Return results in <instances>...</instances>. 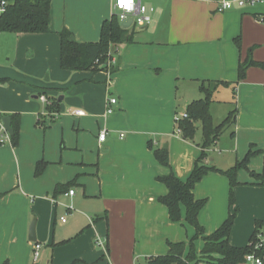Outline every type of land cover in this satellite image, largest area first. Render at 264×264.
<instances>
[{
    "label": "crops",
    "instance_id": "crops-1",
    "mask_svg": "<svg viewBox=\"0 0 264 264\" xmlns=\"http://www.w3.org/2000/svg\"><path fill=\"white\" fill-rule=\"evenodd\" d=\"M57 1L51 0L49 33L0 31V115H16L20 133L29 125L33 134L27 147L23 136L16 145H0V264H140L142 258L147 264L150 257L167 254L169 242H183L182 228L191 227L185 221V207L182 221L172 223L159 202L168 190L158 177L174 170L186 181L200 156L190 146L193 141L175 135L174 117L181 106L186 113L189 104L203 98L202 82H237L240 62L232 41L245 37L251 27L264 28V6L220 12L214 1L151 0L146 5L151 23L139 27L133 19L134 28L123 27L132 34V42L112 46L114 63L95 72L61 69L60 33L68 29L78 43L98 42L103 23L114 15V0ZM74 15H81V30L74 28L70 19ZM39 56L43 62L36 64L33 59ZM47 71L75 85L84 98L79 110L85 116L73 115L81 135L75 144L63 147L61 158L49 156L46 132L44 144L41 141V121H46L48 111L40 96ZM243 86L247 93L237 99L235 138L230 135L228 144L229 153L236 156L230 168L254 145L262 153L249 166L264 176V70L249 69ZM216 102L221 100L215 99L212 106ZM102 131L108 133L104 142L99 141ZM85 134L95 138V153H88L83 144ZM150 139L169 141L173 170L158 163L155 151L160 149H150ZM177 157L182 160L177 162ZM216 159L208 161L213 165ZM40 162L46 165L37 176ZM238 181L242 184L234 189L236 205L231 209L230 181L219 173L205 176L193 193L196 200L207 201L199 214L206 236L238 209L230 243L244 247L257 222H264V187L244 186L256 183L246 174H239ZM76 185L82 189L79 194L72 188ZM71 190L75 194L67 195ZM65 203L77 210L63 223ZM34 218L37 242L29 240ZM100 240L105 248L97 247ZM199 240L198 253L204 246ZM36 244L41 245L37 261Z\"/></svg>",
    "mask_w": 264,
    "mask_h": 264
},
{
    "label": "trees",
    "instance_id": "trees-1",
    "mask_svg": "<svg viewBox=\"0 0 264 264\" xmlns=\"http://www.w3.org/2000/svg\"><path fill=\"white\" fill-rule=\"evenodd\" d=\"M51 0H10V7L7 14L0 23V31L14 34H47L50 32ZM60 67L66 71H99L105 70L108 62V54L112 46L130 44L132 34L124 29L116 15L106 20L101 28V37L98 42L78 43L71 40L73 33L64 29L60 33ZM239 44L240 39H236ZM98 62V63H97ZM250 67H264L263 63L257 62L250 53L247 59L240 62L238 70V81L233 83L234 93L233 101L235 108L230 111L226 119L215 126L211 114V106L214 103V95L221 86H228L229 83L223 81H204L200 85V91L203 98L193 101L188 105L186 113L187 118H181L176 124L181 130L182 138L193 140L197 125L203 130V139L200 144L201 154L196 160L195 167L186 181L180 180L173 172L166 176L158 177V182L162 183L168 190L167 195L160 197L159 202L163 204L169 213L172 223L182 221L181 208L185 207V221L195 230L194 237L189 243L169 242L168 252L165 255L150 257L147 264H243L247 256L255 254L261 258L264 264V251L255 250L257 233L264 222H257L256 230L250 238L248 245L236 247L230 243L231 233L235 220L238 215V209L230 212L228 218L221 227L210 235H205V229L199 222V214L205 207L206 200H196L194 189L202 179L209 173H219L226 176L230 181L229 205L230 209L235 207L236 198L234 189L240 186L237 174L240 170H249L250 161L261 154L262 151L255 150L251 145L249 152L242 161L228 170H221L211 165L208 161L210 149L217 143L219 137L227 127H234L237 120V94L236 86L246 79L247 70ZM47 105V111L57 114L58 103L55 101ZM12 127L14 134L12 142L18 144L20 138V123L16 115L12 116ZM235 138V132L231 133ZM155 157L158 163L168 169H171L169 152L165 149L155 151ZM46 163L40 162L36 168V175L39 176L45 169ZM251 177L257 185L264 187V176L250 171ZM61 187L57 188L59 191ZM200 238L204 241L203 249L200 253L196 251L195 242ZM3 264H9L8 261Z\"/></svg>",
    "mask_w": 264,
    "mask_h": 264
},
{
    "label": "rangeland",
    "instance_id": "rangeland-1",
    "mask_svg": "<svg viewBox=\"0 0 264 264\" xmlns=\"http://www.w3.org/2000/svg\"><path fill=\"white\" fill-rule=\"evenodd\" d=\"M151 0H144L145 5H148L149 2ZM104 2V1H102ZM56 4L60 3V1L58 0L57 2H55ZM55 4V6H56ZM147 7V6H146ZM70 19H72V21L75 23L74 24V28L75 30H81L82 29V24H81V15L79 16H72ZM262 20V18H261ZM262 24H264V20L261 21ZM122 27L124 28H130L133 27V18H128L122 22H120ZM134 28V27H133ZM7 36H9V34H6ZM11 35V34H10ZM74 37L75 34H73ZM240 39L239 44L237 43L236 39ZM236 39H233L232 44L233 47L236 51L237 54V60L238 62H243L247 59V57L249 56V54H252V58L255 61H260L264 64V28L262 29H255L254 27H251L248 29L247 31V35L245 37L241 36L238 37ZM30 57H32V52L30 53ZM34 62H36V64H41L43 62V57L39 56V57H35L33 59ZM253 67H250L249 69H251ZM260 69L264 70V67H259ZM247 70V75H248V71ZM239 70V69H238ZM238 70H237V74H236V78L238 81ZM76 73V72H75ZM247 77V76H246ZM42 81L45 85V88L43 91H41V94L48 96L49 100H51V102L55 101L56 103H58V112H57V117H55L53 112H49L45 115L46 116V121L44 122V119L42 117V121H41V128L43 129L42 131V136H41V141L44 144V140H45V132L47 133V150H48V154L49 156H54L57 157L59 155V158H61L62 152H63V147H66L70 144H75L78 139L79 136L81 135V129H79V125L78 122L76 120V118L73 116L74 112L76 110L82 109V104H80V102L84 101V98L82 97L81 94L78 95V92H75V88L76 86H70L67 85V83H65L64 81H59L57 79V77L54 75V73H52V77H51V73L50 71H47L44 76L42 77ZM225 82V81H223ZM233 81L230 82H226L229 83L228 86H221L218 91L215 93L214 95V102L215 99H219L221 100V103H215L213 106H211V114L213 117V123L215 126H219L228 116L229 112L234 110L235 105H234V101H233V93H234V86L232 85L233 83H231ZM243 81H241L237 86H236V94H237V99H239V96L241 97H245L246 93H247V88L245 86H243L242 88H240V85ZM105 85V83H104ZM106 86V85H105ZM106 88V87H104ZM96 90V89H94ZM105 90V89H104ZM75 92V93H73ZM98 96V95H96ZM112 96H115V93L113 95V92L111 91V95L109 100L111 99ZM64 97V99L62 101L59 102L60 98ZM237 102V100H236ZM44 107H46V105H44ZM45 110V109H44ZM86 113V112H85ZM185 114V110L182 108V106L180 107L178 114H176V116L174 117V119L176 120V118H181L183 117ZM1 117H3L2 115H0ZM50 118H52L50 120ZM54 119V121H52ZM35 126V125H34ZM22 129V127H21ZM44 129H46V131H44ZM175 135L178 133L179 128L178 125L175 124ZM233 127H227L224 132L221 134V136L219 137V140L217 141V143L210 149L209 153V158H217L215 162H213L212 164L214 166L219 165L223 168H230L231 165H233L235 163V154L231 155L229 153L230 147L228 146V144L231 143V133H232ZM25 132L22 131L20 133V138H24L25 141V146H28V142L32 141L33 138V134L31 133V130L29 128V125H27V128H25L24 130ZM83 133V132H82ZM36 139V138H35ZM97 139V138H96ZM202 139H203V130L202 128L197 129V132L193 138V144H191L190 146L193 147L197 153V156L200 155L201 153V148H200V144L202 143ZM27 141V142H26ZM95 138L89 137L88 135H84L83 137V144L85 145L86 149L88 150V153H95ZM158 139H150V142H148L147 146L149 147V145L151 144V148L153 151L160 149L162 150L165 146H168V148L166 149L169 152V157H170V164L173 170V164H172V155H170V143L169 141H165V143H160L158 141V143L160 144L159 148L157 147V142ZM191 141V140H188ZM8 145H11V143H9ZM234 145V144H232ZM234 148V147H233ZM91 151V152H90ZM86 154L87 157L90 156V154ZM180 154V153H179ZM96 155H97V151H96ZM178 158V157H177ZM182 159L181 157L178 158L177 162H180ZM251 169L249 166V170H240L237 174V179H239V174H246L249 177L251 176L250 173ZM173 173L175 174V171L173 170ZM176 175V174H175ZM242 184V183H241ZM244 186H249L251 184L248 183H243ZM78 194L81 192V187L80 186H73L72 187ZM74 191V192H75ZM230 193V191H229ZM235 193V192H234ZM65 207H62L61 211L63 214V217L66 218L67 220H69L70 215L71 214H75L76 212V208L74 206H72L70 203H65ZM71 208V209H70ZM233 211L235 212V209H233ZM60 220V219H59ZM59 226V225H57ZM188 228H182L183 230V234H182V241L189 243L191 240V238L193 237L192 234V228L187 226ZM190 229V230H188ZM192 236V237H191ZM200 243V240H197L195 243V248L198 250V244ZM96 245L98 248H105V242L103 243L102 240L97 241ZM135 264V263H134ZM140 264H145V258H142L140 260ZM243 264H249L248 262H245Z\"/></svg>",
    "mask_w": 264,
    "mask_h": 264
},
{
    "label": "built area",
    "instance_id": "built-area-1",
    "mask_svg": "<svg viewBox=\"0 0 264 264\" xmlns=\"http://www.w3.org/2000/svg\"><path fill=\"white\" fill-rule=\"evenodd\" d=\"M203 1H214L220 12L232 10L234 8H246V7H256V6H264V0H203ZM10 7V0H0V23L3 17L7 14ZM113 12L116 17H118L119 21L122 22L128 18H133L135 20V25L139 27H144L149 25L152 21V16L149 13L144 0H125L124 4H121L120 0H114L113 4ZM263 21V19H262ZM108 62L106 67H110L113 63V52L110 51L108 54ZM98 63V62H97ZM40 100L47 106L50 105V101L44 96H40ZM117 103L116 99H111L110 104L114 105ZM113 111L111 108H108L107 113L111 114ZM56 115V114H55ZM75 116H85V112L82 110H77L74 112ZM187 113L184 114L183 118H187ZM176 118V123L181 119ZM178 134H181V130L179 129ZM107 131H102L99 134V141L104 142L107 138ZM124 135H121L123 138ZM12 143V136L5 128V124L3 122V117L0 116V145H7ZM75 194L74 190L69 191L67 195L73 196ZM71 209V208H70ZM61 221L63 223L66 222V218H62ZM256 243L254 244L255 250H262L264 251V224L260 228L259 232L257 233ZM41 249V245L36 244L34 250V259L35 261L39 258V251ZM246 261L249 264H263V260L255 254H250L247 256Z\"/></svg>",
    "mask_w": 264,
    "mask_h": 264
},
{
    "label": "water",
    "instance_id": "water-1",
    "mask_svg": "<svg viewBox=\"0 0 264 264\" xmlns=\"http://www.w3.org/2000/svg\"><path fill=\"white\" fill-rule=\"evenodd\" d=\"M71 40H75L74 36L71 37ZM3 122L5 124L6 130L9 132L11 136L14 134V129L12 127V118L10 116H5L3 117ZM200 125H197L199 127ZM168 146H165L164 149L166 150ZM36 219H32L31 224H30V229H29V240L31 242H37V236H36Z\"/></svg>",
    "mask_w": 264,
    "mask_h": 264
},
{
    "label": "snow or ice",
    "instance_id": "snow-or-ice-1",
    "mask_svg": "<svg viewBox=\"0 0 264 264\" xmlns=\"http://www.w3.org/2000/svg\"><path fill=\"white\" fill-rule=\"evenodd\" d=\"M121 4H124L125 3V0H120Z\"/></svg>",
    "mask_w": 264,
    "mask_h": 264
}]
</instances>
